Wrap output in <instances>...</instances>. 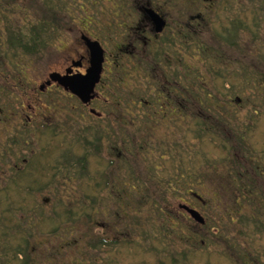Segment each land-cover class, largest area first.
<instances>
[{
    "label": "rangeland",
    "instance_id": "rangeland-1",
    "mask_svg": "<svg viewBox=\"0 0 264 264\" xmlns=\"http://www.w3.org/2000/svg\"><path fill=\"white\" fill-rule=\"evenodd\" d=\"M203 1L0 0V264H248L243 254L264 245L250 208L240 206L235 222L222 211L237 162L246 172L254 163L264 171V0H216L210 8ZM148 2L177 27L201 14L197 37L209 54L201 57L193 44L178 50L204 72L216 113L227 115L203 119L199 137L195 122L187 123L186 170L167 172L172 164L163 163L167 171L143 173L132 139L124 161L115 159L106 138L100 145L94 129H84L98 120L89 108L45 84L50 72L87 54L83 34L113 52L102 37L120 31L119 10L129 11L131 23L133 7ZM14 30L24 35L20 45L8 37ZM106 57L104 76L112 81L102 83V93L126 103L129 65L122 61L115 71L113 56ZM163 133L158 126L156 135ZM79 158L84 166L75 164ZM100 238L104 245L92 246Z\"/></svg>",
    "mask_w": 264,
    "mask_h": 264
},
{
    "label": "flooded vegetation",
    "instance_id": "flooded-vegetation-1",
    "mask_svg": "<svg viewBox=\"0 0 264 264\" xmlns=\"http://www.w3.org/2000/svg\"><path fill=\"white\" fill-rule=\"evenodd\" d=\"M215 1L204 0L201 4L203 7L210 8L211 6L207 5ZM133 8H135L134 14L131 12V15H134L133 22L129 23L126 18L129 11L124 13L126 10L121 9L119 11L122 12V18L117 25L120 31L112 36L110 34L108 37H102L106 43L113 44V52H107L110 57L113 56L112 68H115V71L122 70L120 64L122 61H126L129 65V71L124 69L127 70V75L130 74L129 77H132V81H129L131 87L127 92L128 101L126 103H121V96L115 94L108 96L111 95L109 92L107 96L103 95L102 83L112 81L111 77L104 76L105 62L108 60L104 50L105 42L96 37H87L85 34L81 37L87 54L82 55L78 60H71L69 66L63 71L50 72L45 84L46 87L52 83L60 86L67 91L69 97L80 103L79 108H89V113L98 120L84 129H94L95 135L100 137V145L101 141L106 138L109 143L108 148L114 154L115 159L124 161L126 141L132 139L133 151L130 153L134 155L136 162L139 159L138 161L142 163L143 173L148 174L152 170L156 174L159 171H167L160 170L164 167L163 163L172 164L171 170L167 172L186 170L189 158L187 157L189 148L186 136L187 123L195 122L196 135L199 137L203 131L201 123L203 119L215 120V118L227 116L223 113H216L214 109L216 98H212L214 96L211 92L205 90L210 82L205 81L204 72L199 71L194 64L184 62L183 55L178 50V47L189 48L188 45L193 44V49L201 53V57H207L209 54V46L197 37L200 23L198 20H201V14L197 12L190 16V18L197 19L196 21L194 19L193 23L177 27L176 22L168 19L167 11L161 6L148 2ZM150 10L162 20L161 28L153 20V15L148 12ZM89 40L101 44L103 60L100 79L94 85V95L89 101L84 102L71 90L64 88L49 76L51 73L65 76V78L85 75L90 68V55L86 45ZM244 83H248V79L245 78ZM201 89L204 92L200 91ZM100 92L102 94H99ZM99 101L102 103L100 105L102 112L94 108L95 105L98 106ZM161 125L169 131L168 136L166 133L162 136L156 135L157 127ZM42 128L43 125L40 124L39 130ZM234 139L235 136L232 134L230 140ZM116 163L112 165L114 168ZM250 165L249 173L246 172V168L242 170L241 162L240 164L237 162L236 175L229 176L228 184L232 187V192L229 190L230 197L227 194L228 184H225L223 217L225 220L235 222L241 218L239 207L243 205L251 209V218H253L255 227L264 230V211L262 210L264 209V171L255 163ZM230 249L233 253V249L231 247ZM256 250L255 255L252 252L243 254L244 259L242 260L252 264L253 259L258 264H264V245L261 243Z\"/></svg>",
    "mask_w": 264,
    "mask_h": 264
},
{
    "label": "water",
    "instance_id": "water-1",
    "mask_svg": "<svg viewBox=\"0 0 264 264\" xmlns=\"http://www.w3.org/2000/svg\"><path fill=\"white\" fill-rule=\"evenodd\" d=\"M148 12L153 15V20L156 21L158 23L157 25H159L158 27L161 28L163 25V23H161L162 20L157 17L153 11L150 10ZM86 45L88 46L90 55V68L87 70L85 75H76L65 78V76H57L56 73H51L49 76L52 80L60 83L64 88L71 90L84 102L89 101L94 95V85L100 79L99 75L102 68L101 62L103 60V49L101 44H98L96 41L89 40L86 42ZM180 207L187 211L192 219L200 224H204L205 221L198 210L193 207L190 208L185 204H182Z\"/></svg>",
    "mask_w": 264,
    "mask_h": 264
},
{
    "label": "trees",
    "instance_id": "trees-1",
    "mask_svg": "<svg viewBox=\"0 0 264 264\" xmlns=\"http://www.w3.org/2000/svg\"><path fill=\"white\" fill-rule=\"evenodd\" d=\"M39 29V28H38ZM19 31V30H18ZM17 30H14V31H10L9 32V35H8V37L11 39V40H14L13 42H14V44L16 43L17 45H20V43L23 41V39H24V35H22V34H19V32H18ZM35 35V38L37 37V38H39V35H37V33H35L34 34ZM35 38H34V40H35ZM30 39V38H29ZM29 39H26V40H29ZM30 41V40H29ZM33 41V40H32ZM33 47H35L36 45L34 44V41H33ZM25 49H26V47H24ZM32 50H33V48H32ZM44 126V125H43ZM44 127H46V126H44ZM94 139L96 140V142L98 143V144H100V137H99V135H94ZM84 141H85V143L86 144H88V145H90V142L88 141V140H86V139H84ZM94 149L96 150L97 148L94 146ZM86 155H87V153H84V157H86ZM62 157V156H61ZM82 157V156H81ZM83 157V158H84ZM73 159L72 158H70V161H72ZM74 161H76L75 162V164L77 165V163L79 162L80 164H83V166H84V161H81V159L79 158V159H74ZM81 161V162H80ZM14 222H16V221H14ZM20 227H22L20 224H17V225H15L14 226V228L16 229V231H18V232H23L24 231V229L22 230ZM18 229V230H17ZM187 238H190L189 236L187 237ZM103 241H107V240H103V238H100L99 239V241L98 242H96V241H93V243H92V246H94V247H100V246H103L104 245V242ZM112 242H114V241H112ZM116 242V241H115ZM174 257V256H173ZM247 263V262H246Z\"/></svg>",
    "mask_w": 264,
    "mask_h": 264
}]
</instances>
